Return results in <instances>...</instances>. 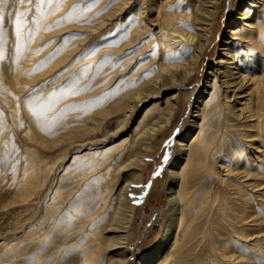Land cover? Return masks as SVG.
Instances as JSON below:
<instances>
[{"label":"rangeland","instance_id":"374dc122","mask_svg":"<svg viewBox=\"0 0 264 264\" xmlns=\"http://www.w3.org/2000/svg\"><path fill=\"white\" fill-rule=\"evenodd\" d=\"M57 1L60 4L52 11L55 12V18L51 27L55 34L71 25L85 26L87 29L100 26L97 30L99 33L93 36L96 37L109 30L111 26L103 24L106 15L121 0ZM51 4L52 0H44L42 4L39 0H25L21 19L23 24L26 22L28 25L35 21L36 12L44 11ZM243 4L244 0H222L215 42L202 63H199L201 66L192 71L185 85L141 104L121 137L135 128L145 107L161 102L170 93L179 95L178 101L181 105H188V95H192L194 101H208L210 96H201V93L204 90L214 91L209 101H216L215 106L205 119L216 129L222 123L228 127L224 133L227 132L226 141L228 140L229 149L233 151L231 154L235 155L237 148L241 146V139L234 130L240 122L232 116L230 102L224 101L218 85L214 84V90L206 89V85L208 80L211 84L212 76H209V72L213 69L214 58L218 56L220 41L229 34L228 29L233 27L231 23L238 16ZM7 7L9 9L10 4ZM124 27V23H118L114 30L111 29L113 36L100 45L92 46L93 37L87 39L85 42H89L79 48L83 49L71 54L66 62L61 60L78 46L76 42L81 37L73 31L70 34H59L62 36V43L60 36L56 41L53 37L38 49L40 55L37 53L36 60L30 63L27 73L30 77L34 76L32 81L24 82L20 89V86L11 88L5 83V78L0 79V264H85L83 261L90 255L91 246L88 241L91 240V233H98L101 222L109 221L112 202L96 215L102 203L95 190L97 182L101 180L98 173L103 172L99 162L109 158L107 161L112 169L118 166L130 156L133 148L130 144L133 140L127 144L126 149L122 145H116L121 137H114L113 131L118 121L124 117L123 114L106 120L97 132L91 131L92 118L100 112V108H112L116 96L153 74L149 67L141 74H136L139 67L148 66V59L144 58L137 64L136 73L133 74L135 79L128 80L130 74L120 75L126 65L120 63L119 55L104 50L120 45L127 35ZM84 33H81L82 37H85ZM25 36L26 33H23L24 39ZM7 43L0 36V68L8 62L7 75L15 78L21 68L18 63L20 55L15 53L13 46H7ZM43 51L48 54L47 58ZM76 58L79 61L73 66ZM83 60L87 61L80 64ZM56 63H59L56 69L45 74L50 65ZM255 75L260 73L256 72ZM18 90L23 91L18 93ZM9 97L14 99L11 104ZM14 102L18 106L17 113L11 110ZM24 105L28 109L25 110ZM188 109L177 115L170 133L164 139L162 138L165 135L155 140L154 152L146 158L148 166L143 169L142 182L133 183L128 189V196L136 213L131 233L134 253L153 248L164 231V221L170 213L168 166L177 141L181 139L179 135L189 118ZM77 130L79 136L69 138V134ZM191 135L192 133L187 134L184 141L187 142ZM112 144L116 147L108 148ZM221 151L222 148L220 151L218 149L215 155H222ZM30 153L37 154L42 161L40 172L34 164L29 165L26 171L23 170L25 158ZM205 163L204 160L195 162L196 165L192 167L187 165V160H183L180 163L182 169L177 170L186 180V185H182L184 191H188V196H192L191 205H195L191 223L199 224L192 239L186 238L189 239L186 240L189 250L179 253L178 264H205L211 258L207 245L209 242H204L207 233L206 220L214 209V203L219 201L225 209L232 207L225 204L226 194L220 192L217 184L213 183L214 179ZM32 172L36 177L26 183L25 176H30ZM41 178L45 180L38 187L43 180ZM234 183L240 184L237 180ZM228 212V216L231 215L236 222L233 213L230 210ZM91 217L93 219L87 223L85 219ZM234 228L238 234L252 232L249 227L238 223ZM173 231L175 233V228ZM223 231L221 225L212 228V233L217 238L226 235ZM261 245L262 247H257L259 251L254 247L249 248L245 243L240 247L247 257L255 251L259 263L264 262V243ZM134 253L130 264L137 262V255Z\"/></svg>","mask_w":264,"mask_h":264},{"label":"bare ground","instance_id":"6f19581e","mask_svg":"<svg viewBox=\"0 0 264 264\" xmlns=\"http://www.w3.org/2000/svg\"><path fill=\"white\" fill-rule=\"evenodd\" d=\"M221 2L222 0H121L106 15L103 24L111 27L105 33L93 37L99 33L97 30L100 26L87 29L85 26L71 25L59 31V34H70V31H73L81 37L76 42L78 46L61 60L66 62L71 54L83 49L79 48L89 42H85L87 39L94 38L92 46L109 40L113 36L111 29L114 30V27L122 22L127 35L118 47H107L104 50L119 55L120 63L126 65L120 75L130 74L128 80L135 79L133 74L136 73L137 64L144 58L148 59V66L139 67L136 74H141L147 67L153 72L147 79L137 82L116 96L112 108H100V112L92 118L91 131L97 132L106 120L123 114L124 117L118 121L113 131L114 137H121L141 104L185 85L192 71L201 66L199 63H202L215 42ZM7 4H10L9 9ZM24 4L25 0H0V36L7 40V46H13L15 53L20 55L18 63L21 66L17 76L10 78L7 75L8 62L2 64L0 79L5 78V83L11 88L20 86V89L24 82L34 78L27 73L30 63L34 62L37 53L39 54L40 46L53 37L56 41L60 36L51 28L55 18V12L52 11L60 2L52 0L50 7L37 11L36 20L28 25L26 22L23 24L21 20ZM237 14L231 23L233 27L228 29L229 34L220 41V48L216 51L218 56L214 58L213 69L209 72V76H212L211 84L208 80L206 89H213L214 84L218 85L224 101L230 102L232 116L240 122L234 131L241 139V146L237 148L235 155H232L233 151L229 149L228 140L226 141L227 132L224 133L228 127L222 123L216 129L205 119L215 106L216 101H209L214 91L204 90L201 93V96H210L208 101H194L192 95H188V105H181L178 101L179 95L170 93L161 102L145 107L135 128L131 129L128 135H123L116 144L126 149L132 139L130 156L113 169L109 166V158L99 162L103 172L98 173L101 180L97 182L95 190L102 203L96 215L111 202L113 209L111 207L109 221L104 220L106 223L101 222L99 229L97 228L98 233L91 231V240L88 241L91 246L90 255L83 261L85 264L131 263L134 253L131 247V233L136 213L134 204L131 203V198L129 199L128 189L133 183L142 182L143 169L148 166L146 158L154 152L155 140L165 135L162 138L164 139L177 115L188 108L189 118L179 135L181 139L177 141L168 166L170 213L164 221V231L153 248L146 252L134 253L137 255L135 264H178L179 253L189 250L186 243L189 239L186 238L192 239L199 224L191 223L195 205H191L192 196H188V191H184L186 180L182 173L177 171L182 169L183 160H187V165L192 167L196 165L195 162L206 161L205 165L214 179L213 183L217 184L220 192L226 194L225 204L232 206L225 209L219 201L213 204L214 209L206 220L207 233L204 241L209 242L207 245L211 258L205 264H264L263 261L258 263L255 251L247 257L240 247L245 243L249 248L254 247L259 251L257 247H262L261 243H264V0H244L241 11ZM83 32L85 37H82ZM23 33H26V39L23 38ZM59 40L62 43V36ZM46 51H43V54L47 58ZM78 61L76 58L73 66ZM86 61L83 60L80 64ZM58 64L50 65L45 74L55 70ZM256 72L260 75L255 77ZM8 101L11 104L14 99L9 97ZM17 107L14 102L11 110L17 113ZM23 108L28 109L25 105ZM189 133L192 135L188 143L184 138ZM77 136L78 130L69 134V138ZM69 138L67 140H70ZM230 140L229 138V142ZM116 145L112 144L108 148H114ZM221 148L223 154L216 156L215 151H220ZM41 162L37 154L30 153L25 158L23 170L26 171L29 165L34 164L40 172ZM25 177L26 183H29V180L36 176L32 172L30 176ZM41 179L43 180L39 182L38 187L44 183L45 178ZM234 180L240 184L236 185ZM178 185L179 188H176ZM229 210L236 222L232 220L231 215L228 216ZM92 219L87 218L85 221L90 223ZM82 221L83 219L79 220V223ZM236 223L249 227L252 232L238 234L234 228ZM216 225L223 227L226 234L224 237L217 238L216 234L212 233V228ZM262 257L264 259V254Z\"/></svg>","mask_w":264,"mask_h":264},{"label":"snow or ice","instance_id":"6c2138e0","mask_svg":"<svg viewBox=\"0 0 264 264\" xmlns=\"http://www.w3.org/2000/svg\"><path fill=\"white\" fill-rule=\"evenodd\" d=\"M29 2H31V0H29ZM39 2L42 4L44 2V0H39ZM17 23H19V21ZM17 31H18V29H17Z\"/></svg>","mask_w":264,"mask_h":264}]
</instances>
